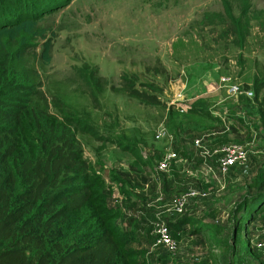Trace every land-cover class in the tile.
<instances>
[{
    "label": "rangeland",
    "instance_id": "1",
    "mask_svg": "<svg viewBox=\"0 0 264 264\" xmlns=\"http://www.w3.org/2000/svg\"><path fill=\"white\" fill-rule=\"evenodd\" d=\"M251 2L256 11L249 13L250 22L244 19L232 31L227 21L217 17L222 12L218 0H41L45 10L41 16L50 15L36 24H25L28 46L21 63L34 83L32 101L65 116L71 110L90 112L95 135H78L84 158L103 177L108 196L115 193L112 176L119 175L143 183L144 202L161 204L170 198L166 188L162 190L166 174L156 171L153 144L162 124L181 141L202 138L208 145L239 143L245 147L246 162L232 170L223 190L204 188L206 197L187 203L186 213L197 229L211 236L216 228L229 240L226 249L215 241L216 264H264V246H258L264 245V213L250 222V211L264 205V184L255 188L249 184L252 177L264 179V131L252 100L255 88L261 89L259 98L264 96V0ZM28 14L29 9L24 12L21 8L18 18L26 19ZM20 19L14 18L13 24ZM199 70L212 71L216 82L180 114L168 105L181 84ZM92 71L95 78L109 84L97 80L95 93L80 85ZM234 85L242 91L249 86L252 95L229 94L228 88ZM219 116L231 124L227 127ZM114 123L118 125L116 140L108 139L106 128ZM119 143L130 144L129 151L134 153H124L117 147ZM133 155L141 157L140 166L146 172L141 178L134 175L138 165ZM176 184L185 188H176L174 198L185 193L191 182L179 176ZM133 190L131 182L121 188L126 196H134ZM159 198L164 200L157 201ZM107 202L111 207L117 205L109 197ZM174 216L172 220L184 218ZM243 217L249 218L241 233L243 239H250L248 250L235 248L231 240L236 220ZM155 222L132 221L134 241L130 245L140 232L155 245ZM182 225L179 230L170 226L177 249L170 252L155 245L158 254L164 259L175 257L179 264H214L202 236L192 232L194 226ZM152 255L143 264H154Z\"/></svg>",
    "mask_w": 264,
    "mask_h": 264
},
{
    "label": "trees",
    "instance_id": "2",
    "mask_svg": "<svg viewBox=\"0 0 264 264\" xmlns=\"http://www.w3.org/2000/svg\"><path fill=\"white\" fill-rule=\"evenodd\" d=\"M218 5L222 12L217 17L228 22L229 31L239 29L244 19L249 23V13L256 11L251 0H218ZM21 8L24 12L29 9L26 19L18 18ZM41 10L45 13L41 0H0V264H143L145 251L133 249L132 233L115 225L120 214L108 205V187L93 163L84 158L78 133L95 135L90 112L71 110L65 116L32 101L36 91L21 56L28 46L25 24H36L50 15L41 16ZM14 18L20 20L13 24ZM95 75L92 71L89 79L81 81L82 89L97 92ZM260 90L255 88L252 100L264 131ZM106 128L108 139L116 140L118 125ZM117 147L134 153L128 143ZM133 157L141 163V157ZM112 179L119 182L115 176ZM249 184L261 187L264 179L255 176ZM260 213H264V205L250 211V222ZM180 217L184 218L166 222L171 234V225L175 229L180 224L181 228L195 225L191 215ZM248 221L240 218L233 227L231 240L237 249H250V239L241 237ZM192 228L202 236L216 264L215 241L226 249L229 240L216 228L211 236Z\"/></svg>",
    "mask_w": 264,
    "mask_h": 264
},
{
    "label": "built area",
    "instance_id": "3",
    "mask_svg": "<svg viewBox=\"0 0 264 264\" xmlns=\"http://www.w3.org/2000/svg\"><path fill=\"white\" fill-rule=\"evenodd\" d=\"M185 83H182L181 90L174 95L173 100L168 105L180 114L190 109L191 102L197 96L188 94L187 86L190 82ZM228 93L243 94L247 98L252 95L250 90L242 91L235 85L228 88ZM218 118H221L220 120L224 121L227 127L231 124L228 118L225 119V116ZM177 143H179V139L175 137L174 132L169 127L165 124L158 127L153 139L157 173L168 174L172 167L181 161L175 148ZM188 143L193 152V157L189 161H184L185 166L181 168V173L191 184L185 193L179 194L170 203L172 212L178 217L184 214L187 203L207 196L208 193L204 188L214 191L223 190L229 182L232 170L242 166L247 160L246 149L239 143L208 145L202 138H196ZM156 221L158 222L154 224L155 245L170 252L175 251L177 243L173 239L167 223L160 218H157ZM258 246L264 245L259 244Z\"/></svg>",
    "mask_w": 264,
    "mask_h": 264
},
{
    "label": "crops",
    "instance_id": "4",
    "mask_svg": "<svg viewBox=\"0 0 264 264\" xmlns=\"http://www.w3.org/2000/svg\"><path fill=\"white\" fill-rule=\"evenodd\" d=\"M192 74L193 76L187 80V82H190L189 85L187 86V92L188 94H191L192 96L199 95L200 93L207 94L209 92L208 91L209 86L211 87L216 82L215 80H213L214 73H212V71L207 72V71L199 70V71H194ZM195 77L197 79L194 80ZM204 86H207V87H204ZM189 146L190 145L188 141H181L180 139H179V143L176 144L177 152L179 153L181 161L177 163L176 166H173L171 171L163 177V179H165L163 180L165 185L162 186V190L163 188H166L169 194L168 197L170 198L161 204H155V202H151L150 200L147 202H144L142 190L145 191V189L143 188L142 182H140V184L135 183V182L133 183V180L131 178L122 177L119 175L116 176V179H118L119 181V182L117 181L116 182L119 184H117L116 182H111V185L113 186L112 192L114 191L115 193L113 194L111 193L109 198H111V200L117 204L113 208L118 210L120 217L115 220V225L121 231H123L124 233L133 231L131 227L132 221L141 222V223H144L145 221H147V223L149 224L150 222L152 223L154 220L156 221L157 218H160L165 222H168L170 220L171 221L176 220V219L172 220V217H176L174 216L176 214L172 212L173 210L171 208L170 203L173 201V198L176 194L173 191L176 188L178 189V191L180 189L185 188L182 185L176 184V179L179 176H183L181 173V168H184L185 166L184 161H189V159L193 157V152L191 150V147L189 148ZM123 152L125 153V151ZM131 162L132 160L129 163ZM137 165H138L136 166L137 171L136 173H134V175H137L139 178H141L146 174V172L142 168V166H140L141 165L140 163L137 162ZM121 166L124 167L123 164H121ZM129 182H131L132 186L134 187V190H133V195L135 192L134 196L132 195L126 196L124 193L121 192V188L124 185L126 186L127 184H129ZM122 183L123 185H121ZM162 192L158 193V195H161ZM163 200L161 198L157 199V201H160V202H162ZM131 206H133L134 208L129 210V207ZM188 206L189 205L187 204L186 208H188ZM186 210L187 209H185V211ZM152 217H154L153 220H151ZM136 238H137L136 242L130 246L133 249L145 251V259L147 255H150L153 253L152 259L154 261V264H179L178 262L179 259L175 257L171 259H164L163 257H161V255L158 254L157 252L158 250L156 249L157 247H155V245L153 244V242L151 241V239L148 237V235L145 232H140L136 236Z\"/></svg>",
    "mask_w": 264,
    "mask_h": 264
}]
</instances>
